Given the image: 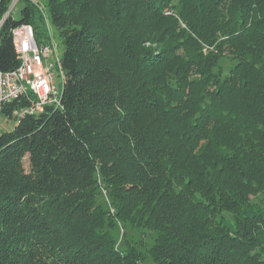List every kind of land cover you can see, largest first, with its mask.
I'll use <instances>...</instances> for the list:
<instances>
[{"label":"trees","instance_id":"1","mask_svg":"<svg viewBox=\"0 0 264 264\" xmlns=\"http://www.w3.org/2000/svg\"><path fill=\"white\" fill-rule=\"evenodd\" d=\"M23 1L0 30L5 71L12 30L35 24ZM170 1L49 0L62 106L0 132V264H139L114 218L158 232L156 264H264V0H179L166 15Z\"/></svg>","mask_w":264,"mask_h":264},{"label":"built area","instance_id":"2","mask_svg":"<svg viewBox=\"0 0 264 264\" xmlns=\"http://www.w3.org/2000/svg\"><path fill=\"white\" fill-rule=\"evenodd\" d=\"M20 1L11 0L1 16L0 30ZM12 37L19 65L8 71L0 69V110L15 105L12 118L20 120L40 114L47 107H61L63 49L47 38L38 40L31 24L14 28Z\"/></svg>","mask_w":264,"mask_h":264},{"label":"rangeland","instance_id":"3","mask_svg":"<svg viewBox=\"0 0 264 264\" xmlns=\"http://www.w3.org/2000/svg\"><path fill=\"white\" fill-rule=\"evenodd\" d=\"M36 10L35 24L32 25L35 34H40L41 38L49 39L55 44L59 45L61 49L64 48V31L57 28L52 22L49 0H31L30 1ZM24 7V2H18L17 6L13 9L12 17L19 19L21 10ZM180 8L179 0H171L169 6L166 7V15H177ZM37 36V35H36ZM232 63L229 56H223L220 59V64L224 69H228ZM16 121L9 118L0 110V132H9L15 128ZM25 166L28 167V161H25ZM99 178L98 188L96 191V204L106 210H112L110 189L108 184L104 182L102 177L97 174ZM113 240L120 249H127L130 246H135L141 251V259L139 264H156L151 255V248L155 244L158 232L150 229L137 227L130 221L122 220L121 218H114L111 223L107 225Z\"/></svg>","mask_w":264,"mask_h":264}]
</instances>
